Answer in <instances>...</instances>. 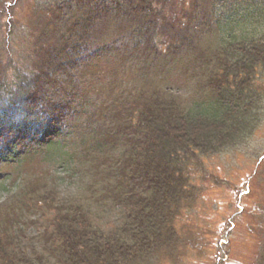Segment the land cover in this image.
I'll use <instances>...</instances> for the list:
<instances>
[{"label":"rangeland","instance_id":"obj_1","mask_svg":"<svg viewBox=\"0 0 264 264\" xmlns=\"http://www.w3.org/2000/svg\"><path fill=\"white\" fill-rule=\"evenodd\" d=\"M6 2L9 10L0 16L4 20L0 31L3 58H8L10 66H31L39 54L46 58L57 50L55 57L64 71L57 77L59 92L53 97L59 104L54 116L42 118L27 133L0 129V232L12 233L26 249L25 255L33 250L47 255L53 246L51 219L69 207L79 209L77 212L92 225L104 230L125 221L126 208L107 191L116 188V179L124 176L126 143L119 133L109 158L104 159L96 158L91 143L115 134L114 119L121 125L118 118L124 116L125 109L128 111L127 102L133 105L134 99L149 100L155 91L176 100L181 111L208 101L212 92L204 77L214 69L218 73V69L209 66L207 72V61L204 59V64L194 57L202 54L205 58L212 53L219 36L211 27L210 1L205 5L195 0L198 21L193 32L198 33L201 26L204 29L191 50L187 45L180 54L165 56L162 50L166 43L162 44L159 37L157 47H149L151 50L143 46L144 50L133 51L125 45L115 46V50L111 42L117 37L116 29L128 32L139 19L149 21L151 16L137 18L135 14L127 19L125 12L115 14L118 10L112 0H98L91 3V10L107 8L106 27L98 43L82 41L84 48L76 54L65 44L67 38H74L59 27L61 19L69 17L67 12L54 17L57 12L44 5L49 0ZM58 2L69 3L72 10L77 8L74 0ZM129 5L127 2L125 6ZM163 6L167 31L157 36L168 43L173 41L171 30H185L186 24L180 21H186L181 19L191 2L164 0ZM207 22L211 28H206ZM42 27L48 29L45 35ZM94 29L102 27L95 25ZM14 76L8 72V79ZM251 78L262 96L256 125L227 148L184 157L189 167L190 198L181 203L186 204L184 209L173 211L171 225L177 236L132 264H264V69L252 73ZM5 234H0V241L5 240Z\"/></svg>","mask_w":264,"mask_h":264},{"label":"trees","instance_id":"obj_2","mask_svg":"<svg viewBox=\"0 0 264 264\" xmlns=\"http://www.w3.org/2000/svg\"><path fill=\"white\" fill-rule=\"evenodd\" d=\"M58 1L49 0L44 5L50 12H57L56 18L63 12L69 15L59 22L60 31L64 29L74 38H67L66 46L78 54L84 48L82 41L87 45L98 43L108 22L107 8L91 10V3L98 0H74L77 8L72 10L69 3L60 5ZM112 1L118 10L115 14L122 16L125 12L129 15L127 19L135 14L137 18L151 16L149 21L139 19L128 32L116 29L117 37L111 42L115 50V46L124 45L133 51L143 46L151 50L149 47H157L156 37H159L162 44L166 43L165 49L160 48L165 56L178 55L187 45V50H191L194 39H200L204 29L201 26L198 33L193 32L198 21L195 0H190V13L181 19L186 21H180L181 25L186 24L185 30L183 33L171 30L173 41L168 43L157 36L167 31L164 0ZM200 1L205 5L210 1L211 27H215L219 36L212 53L205 58L202 54L194 57L204 64L207 61V72L209 66L218 69V73L214 69L204 77L212 92L209 100L181 111L179 103L165 98L160 90L146 101L139 96L133 105L132 101L127 102L128 111L125 109L124 116L118 118L121 125L114 119L113 136L95 138L91 143L97 151L96 158L101 159L109 158V151L114 149L120 134L126 143L124 176L116 179V188L107 191L126 208L125 221L104 230L92 225L90 219L77 212L79 209L69 207L66 213L51 219V253L40 255L33 250L32 254L25 255L26 249L23 250L12 233L0 232L5 234V240L0 241V261L4 264H132L177 236L176 228L171 225L173 211L184 209L186 204L181 203L190 198L189 167L184 164V157L215 152L239 142L256 125L262 101L261 92L252 84L251 74L264 69V0ZM5 2L0 0L1 17L9 10ZM125 2L131 5L125 6ZM158 2L162 3L161 7ZM117 18L113 16L114 20ZM3 22L0 18V31ZM44 25L47 27L48 23ZM95 25L102 29H94ZM206 25L210 27L208 22ZM43 27L40 31L45 35L48 29ZM56 51L49 52L46 58L39 54L40 58H33L31 66L19 63L10 66L5 53L6 60L0 53V129L13 134L27 133L31 125L55 115L59 103L53 95L59 92L57 77L64 73L57 63ZM8 72L15 75L13 79H8ZM123 168L121 164L119 171Z\"/></svg>","mask_w":264,"mask_h":264}]
</instances>
